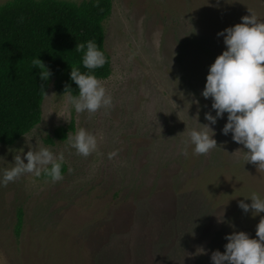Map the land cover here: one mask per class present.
Masks as SVG:
<instances>
[{
  "label": "rangeland",
  "instance_id": "obj_1",
  "mask_svg": "<svg viewBox=\"0 0 264 264\" xmlns=\"http://www.w3.org/2000/svg\"><path fill=\"white\" fill-rule=\"evenodd\" d=\"M213 1L113 0L104 21L112 72L98 79L112 103L76 113L51 81L42 120L25 137L62 153L67 171L56 182L42 171L0 186V264H212L227 234L256 238L264 213H244L238 201L264 198V171L222 134L227 114L212 125L217 146L207 154L194 155L188 142L208 123L205 113L215 115L201 92L226 47L217 33L232 26ZM72 121L68 135L84 128L96 136L87 157L67 139L46 141ZM25 137L0 142V173L13 166L14 150H29ZM201 246L206 253L193 256Z\"/></svg>",
  "mask_w": 264,
  "mask_h": 264
},
{
  "label": "clouds",
  "instance_id": "obj_2",
  "mask_svg": "<svg viewBox=\"0 0 264 264\" xmlns=\"http://www.w3.org/2000/svg\"><path fill=\"white\" fill-rule=\"evenodd\" d=\"M248 11L250 15L243 16L241 23L217 33V36L223 37L226 47L209 66L201 92L203 98L211 99V109L215 111V115L206 112L204 118L208 123L202 124V129L191 130L188 142L194 146V155L207 154L217 146L212 125L227 114L222 134L231 133L232 140L247 150L246 163L254 164L257 171H264V21L258 20L255 13L249 9ZM75 51L83 53L81 64L88 71L82 73L70 65V79L76 84L78 93L73 95L71 86L66 85L63 95L67 94L76 113H95L101 108H108L112 97L93 74V70L104 66V53L92 40L78 43ZM31 63L39 69L40 80L47 82L52 75L51 70L38 57L33 58ZM40 88L46 94L43 84ZM208 129L212 130L213 135H209ZM66 138L70 147L84 157L97 148L96 136L84 128H80L74 135L67 134ZM28 141L26 138L29 148L27 152L23 147L14 150L13 166L0 173V186L7 185L24 174L40 176L42 171L53 182L62 179L63 154L55 155L46 147L35 148ZM182 154L187 155L186 148L182 150ZM244 198L251 200L250 204L244 200L238 201V207L244 213L251 211L253 217L264 213V198L255 192ZM218 218V222H223V217ZM255 235L256 238H250L243 231L227 234L225 251H213L212 264H264V216L260 217L256 225ZM205 253L206 250L201 246L192 255Z\"/></svg>",
  "mask_w": 264,
  "mask_h": 264
},
{
  "label": "trees",
  "instance_id": "obj_3",
  "mask_svg": "<svg viewBox=\"0 0 264 264\" xmlns=\"http://www.w3.org/2000/svg\"><path fill=\"white\" fill-rule=\"evenodd\" d=\"M217 9L231 16V25L241 23V18L255 13L264 21V0H214ZM113 0H10L0 6V142L12 145L32 131L42 120L45 93L54 79L56 88L64 92L66 85L71 93L78 89L70 79L71 67L87 72L82 64V52L75 51L78 43L96 42L104 53L103 67L93 70L97 79H106L112 72L111 55L106 49L105 19L111 14ZM23 18V22H21ZM38 57L52 72L47 82L39 78V69L32 66ZM74 121L60 126L55 139L66 140L74 130ZM67 171L62 162L61 174ZM43 176L47 177L43 174ZM49 178V177H47ZM24 223L23 210L17 213V233Z\"/></svg>",
  "mask_w": 264,
  "mask_h": 264
}]
</instances>
